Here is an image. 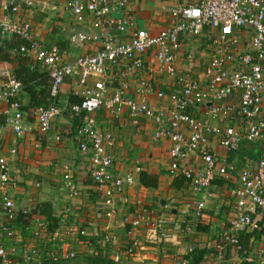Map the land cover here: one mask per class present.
Masks as SVG:
<instances>
[{
    "label": "built area",
    "instance_id": "obj_1",
    "mask_svg": "<svg viewBox=\"0 0 264 264\" xmlns=\"http://www.w3.org/2000/svg\"><path fill=\"white\" fill-rule=\"evenodd\" d=\"M130 0H75L67 5L68 10L81 21L83 16L92 17V30L73 29L69 34V42L81 47L87 42H101L100 48L94 53L78 55L73 61H65L66 50L45 47L32 36L31 24L28 20L20 19L24 10H31L36 0H0V9L5 13L0 17V37L15 35L25 43L19 47V52L30 53L35 64L44 69L50 78V97L56 99L61 91L63 80L67 76L76 77L74 81L77 90L75 94L82 100L80 104L71 106V111L80 117V125L76 127L75 137L78 148L82 152L90 150L92 181L100 189L104 203L109 206L104 214L113 217L116 212L114 204L125 202V185H133L132 174H115L113 152L115 139L112 133L93 127L90 114L96 110L105 109L114 118H119L123 108H127L133 123L140 118L152 119L156 125L155 137H166L171 142L170 171L180 173L192 184L193 188L205 197L210 195L208 188L216 176L225 179L236 171L234 164H227L214 153L202 150L200 146L206 144L208 135L218 132L217 127L209 123V119L226 121L237 118H255L264 106V0H180V3L169 12V26L149 34L145 29H136L129 40H115L104 31V24H116L120 31H126L132 25V18L113 19L112 12L121 13ZM203 28L214 32L213 56L205 70L207 83L202 86L193 78L178 74L176 70V52L181 41L178 34L199 35ZM250 30V49L239 48L240 37L238 30ZM216 32V33H215ZM149 54L152 61L147 62L144 57ZM118 67V84L113 85L115 78L106 80L108 70ZM148 74L154 76L167 75L175 79V88L166 93L154 89L151 80L139 78L133 93L142 98L138 101L129 95L128 78ZM0 103V136L5 127H10L15 136H21L26 127L23 123L25 113L21 110L19 93L22 84L12 76H6L1 81ZM233 92H238L237 106L219 103ZM155 94L159 99L167 97L171 101L168 111L154 110L146 101L145 96ZM208 100L213 102L207 109V118L201 120L188 110ZM62 108L50 103L40 106L31 113L40 133H48L53 120L60 115ZM260 124H251L244 136L230 128H226L220 138V146L226 152H236L242 140L251 141L260 136ZM190 129V135L185 138L180 131L182 126ZM59 139V136H56ZM201 151L203 166L199 169L190 168L180 160L185 159L191 152ZM14 156L16 149L11 148ZM10 160L0 156V219L2 223L0 235V264H20V260L27 262L61 259H72L77 252L70 247L57 248L47 240V224L38 213L31 210H19L16 207L11 192L17 187L15 174L11 172ZM140 168L137 167L138 171ZM70 192H74V184L69 173L63 174ZM231 197L235 212L229 220V231L223 239L232 245L238 244V231L255 230L258 222L254 217L256 212L264 215V158L255 163L246 162L239 170L236 184L231 189ZM205 199H197L192 208L193 216L201 218ZM102 209V208H101ZM145 211V210H143ZM19 213L25 215L31 230V236L40 240L39 247L33 248L23 255L16 256V233L10 227ZM149 212L123 217L124 223L131 226V230L142 224L161 229V236L157 241L168 238L161 224V216L157 222L151 223ZM66 234L77 233L87 237L86 243L91 250L109 254L115 262H128L133 257L140 244L134 238L120 251L113 247L116 236L97 228L72 226L65 230ZM58 235V234H57ZM54 235L55 237H59ZM62 242V239H60ZM6 244H8L6 246ZM93 251V250H92ZM92 251L90 253H92ZM192 251V250H189ZM258 264H264V249L256 252ZM161 264H192L190 258H174Z\"/></svg>",
    "mask_w": 264,
    "mask_h": 264
},
{
    "label": "crops",
    "instance_id": "obj_2",
    "mask_svg": "<svg viewBox=\"0 0 264 264\" xmlns=\"http://www.w3.org/2000/svg\"><path fill=\"white\" fill-rule=\"evenodd\" d=\"M72 1L75 0H36L33 9L24 10L19 15L20 19L30 22L31 34L35 40L45 47L55 46L60 50H66L64 60L68 62L73 61L78 55L94 53L101 45V42L95 41L76 47L69 42V34L73 29L92 30L90 15L86 14L79 21L68 10L67 5ZM179 3L180 0H130L122 14L112 12L110 15L116 20L123 17L132 18L131 27L126 31H120L115 23L110 25L105 23L104 31L113 39L120 41L129 40L133 31L139 28L147 30L149 34H156L169 26V12ZM4 13L0 9V17ZM210 33L214 34L210 29L203 28L199 35L182 32L178 34L181 45L176 52L177 73L197 80L202 86L207 83L205 70L213 56L214 43ZM250 35V30H238L241 50L250 49ZM24 43L22 38L15 35L0 37V47L3 49L0 58H4L0 59V87L1 81L8 75L12 76L11 72L16 68L21 70L19 74L21 78L27 79L37 102L42 100L45 105L50 104L52 99L47 97L50 78L44 69L35 64L30 53L19 52V47ZM144 59L147 62L152 61L149 54L145 55ZM112 78H115L113 85L116 86L118 84L116 79H120L118 67L108 70L106 80ZM139 78L151 80L154 89L166 93L175 88V79L172 76L161 75L151 79L144 73L129 77V95L137 101L142 97L135 95L133 89ZM75 80L76 77L73 76H67L63 80L61 91L55 99L62 112L53 120L51 130L45 134L39 132L31 113L38 104L33 102L30 93L22 86L19 100L25 113L23 123L26 129L18 137L12 133L10 127H5L0 136V156L10 160L11 172L15 174L18 182L16 189L11 192L17 209L33 210L40 204H48L52 216L59 220V227L47 234L50 244L57 248L70 247L76 252L81 251L79 253L92 251L86 243L87 237L79 236L77 233L68 235L65 230L70 226L76 229L97 228L114 234L116 240L113 247L120 251L134 238L140 240L135 255L129 258L130 264H161L167 260L184 257H191L193 264H258L256 252L260 248L264 249L263 214L259 212L254 214L258 222L257 229L237 232L241 248L227 243L223 237L229 231L228 219L235 212L230 192L236 184L240 168L246 162L255 163L264 158V106L252 119L233 118L223 122L209 119L210 125L217 127L219 131L208 135L206 144L200 146L201 151L207 150L223 162L234 164L236 171L228 179L216 176L208 188L210 192L208 197L197 192L180 173L170 171L171 142L166 137L154 136L156 125L152 119L143 117L137 124L133 123L127 108L122 109L119 118L110 116L103 108L91 113L93 127L110 132L114 136L113 172L119 175L129 173L134 178L133 185L124 186L125 202H116L115 214L107 218L104 212L109 206L104 203L100 189L89 175L90 150L81 153L78 148L75 131L80 125V120L68 110L69 105L76 101L73 95L77 90ZM145 101L154 110L168 111L171 107V101L167 97L159 99L152 93L145 96ZM213 102L217 101L208 100L188 111L195 117L205 120L206 111ZM219 103L237 106L238 92L222 98ZM3 105L1 102L0 107ZM257 123H261L260 136L251 141L243 139L236 152H226L220 146V138L226 128L244 136L251 124ZM180 131L185 138L189 137L190 129L187 126L183 125ZM56 136H59V139H56ZM11 148L16 149L14 156L10 154ZM201 151L191 152L180 162L190 168H201L203 166ZM137 167L140 168L138 171ZM65 173L71 175L75 189L72 193L64 181ZM139 173L154 177L157 181L156 187L141 184ZM202 198L205 199V206L201 218L196 219L192 214V208L194 202ZM140 212H149L148 221L154 224L162 216L164 223L161 227L168 232V238L161 242L154 239L161 236L162 230L158 229L159 227L153 229L142 224L139 228L131 230V226L124 223V216H133ZM24 220L21 216L10 223V227L16 233V256L23 255L24 248L29 252L40 244V240L32 238L28 222ZM3 239L0 235V240Z\"/></svg>",
    "mask_w": 264,
    "mask_h": 264
},
{
    "label": "trees",
    "instance_id": "obj_3",
    "mask_svg": "<svg viewBox=\"0 0 264 264\" xmlns=\"http://www.w3.org/2000/svg\"><path fill=\"white\" fill-rule=\"evenodd\" d=\"M3 51V49H1L0 47V52ZM16 53V52H15ZM14 53V54H15ZM0 59H4V58H0ZM21 72V70H18V69H13L12 70V77L16 80H18L22 86H23V89L25 91H27L28 93H30L31 95V99L33 100L34 103H36V108L40 107V106H44V101H40V102H37L36 100V97H35V94H34V91H32V89L28 86L27 84V79L25 78H21V76L19 75ZM75 95V98H76V101H73L71 105H69V109L71 111V106L74 105V104H80L82 98L77 95V94H73ZM47 97L51 98L50 97V86H49V90H48V93H47ZM47 98V99H49ZM52 99V98H51ZM48 102V100H47ZM53 104L57 105L59 107V105L55 102V99H52L51 101ZM43 103V104H41ZM21 110H22V106H21ZM34 111V110H33ZM72 113V111H71ZM77 116V115H76ZM80 117L81 116H77L76 118H78L80 120ZM185 180H187V178H185L184 176H182ZM139 181L141 184H143L144 186L146 187H156L157 185V181L154 177H150L146 174H143V173H139ZM188 181V180H187ZM31 213H38L40 216L43 217L45 223L47 224V232L49 233H52L54 232L58 227H59V220L56 219L54 216H52V212H51V209L49 207L48 204H40L38 205L36 208H34L33 210H31ZM24 218L25 222H27L28 220L25 218V215L19 213L17 219H19V217ZM16 219V220H17ZM239 246V248H241V244L238 243L237 244ZM84 257V258H83ZM191 259V263L193 264V261H192V258L190 257ZM63 259L61 260H58V261H50V260H45V261H48V262H52V263H58L59 261H62ZM198 259H196L197 261ZM47 262H44L42 264H46ZM81 263L82 264H130L129 262H122V263H119V262H115L113 261L109 255L103 253L102 251H95V252H92L91 254H86L84 256H82V259H81ZM20 264H25L23 263V260H20ZM132 264V263H131Z\"/></svg>",
    "mask_w": 264,
    "mask_h": 264
},
{
    "label": "rangeland",
    "instance_id": "obj_4",
    "mask_svg": "<svg viewBox=\"0 0 264 264\" xmlns=\"http://www.w3.org/2000/svg\"><path fill=\"white\" fill-rule=\"evenodd\" d=\"M92 250H93L92 252L96 251L94 248ZM83 251H87V250H83ZM79 252H81V251H79ZM79 252H77L76 257H74L72 259H63L62 261H59L58 263H52V262H48V261H45V260H39V261H35V262L27 260V262H24V263L25 264H42L44 262H47L46 264H82L81 263L82 256H84L86 254H91L90 253L91 251L82 252V253H79ZM107 255H109V254H107Z\"/></svg>",
    "mask_w": 264,
    "mask_h": 264
}]
</instances>
